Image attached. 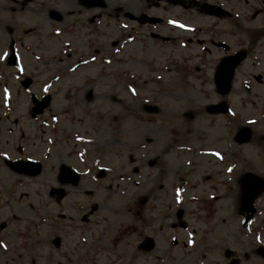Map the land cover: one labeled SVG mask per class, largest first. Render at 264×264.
<instances>
[{
    "label": "flooded vegetation",
    "instance_id": "obj_1",
    "mask_svg": "<svg viewBox=\"0 0 264 264\" xmlns=\"http://www.w3.org/2000/svg\"><path fill=\"white\" fill-rule=\"evenodd\" d=\"M180 1L173 6L182 9L166 13L176 10L180 21V10L208 18L209 46L224 55L231 53L217 44L215 38L221 36L215 30L228 24L225 20L237 18L243 28L256 22L255 30L263 33L264 0L239 10L228 0ZM163 4L143 0L150 13L134 15L123 9L122 0H0V47L7 50L5 56L1 50L0 63H7L12 43L25 69L21 78L32 80L30 90L35 86L44 92L38 99L51 97L34 119H13L11 107L4 108L7 120L0 121V242L8 248L0 252L5 264H264V108L255 117L250 101H237L242 93L251 97L250 86L232 87L225 96L234 98L224 101L230 113L226 122H221L223 113L208 116L201 103L183 112L179 106H158L156 100L164 96L154 95L156 87L150 101L137 96L100 99L92 103L93 112L83 115L79 101H54L57 69L48 61L66 57L70 69L74 58L112 55L109 65L123 68L122 63H131L135 42L145 48V39L161 38L155 31L162 19L152 26L139 19L141 14H164ZM206 4L228 15L205 16ZM99 66L105 67L101 60ZM178 112L186 123L175 122L172 115ZM254 119L259 123L253 126ZM24 122L36 123L38 132L27 136ZM29 161L39 164L35 177H27L22 167ZM64 165L78 169L84 244L54 234L60 232L55 221L70 226L73 217L38 212L34 207L43 204L40 197L25 209L20 205L19 190L61 185L57 175ZM247 174L262 182L245 178ZM64 199L52 196L46 203L60 205ZM15 206L26 216L15 214ZM76 224L67 228H79ZM50 227V238L31 235ZM31 240L33 250L23 246Z\"/></svg>",
    "mask_w": 264,
    "mask_h": 264
},
{
    "label": "rangeland",
    "instance_id": "obj_2",
    "mask_svg": "<svg viewBox=\"0 0 264 264\" xmlns=\"http://www.w3.org/2000/svg\"><path fill=\"white\" fill-rule=\"evenodd\" d=\"M122 1L124 2L123 9L128 12H134V15L140 11L150 13V10L143 8V0ZM238 1L240 0H228V4H233L234 8L239 10L241 8V3ZM237 3H239V6ZM167 8L176 10L178 9L175 7ZM179 9L182 8L180 7ZM158 11L162 12L163 9ZM176 13L179 14L177 11ZM180 13L182 16V21H187L191 24V26H197V28L206 32L205 30L208 18H194L191 16V11L184 13L182 10H180ZM175 16L176 15L173 16L172 12L170 13V16H168L167 13L164 14L162 18L164 19L163 24L156 27L155 31L161 38L145 39L144 42L148 43L145 48L140 47V45L135 42L134 47H131V51H133L131 63H122L123 68L113 66V69L111 66L103 71L104 69H100V66L97 65L95 56L91 55L86 59H90V62H88L86 65H82L80 63L75 70H70L71 74L69 75L68 58L64 57L61 60L53 59L48 61L51 63V68L57 69L53 77L57 80L53 84L52 88V90L56 93H54V101H57L56 103L79 101L81 103H77V109L79 108L81 111L79 115L93 112L90 110V107L94 106L92 103L95 101L99 103L100 99L137 96L140 101H150V97L155 99V97L152 95V91L155 87L156 88L153 91L154 95L156 94V96H158L159 94H163L164 96V98H162L160 101L156 100L157 102L161 103L160 106L166 107L171 105L173 107H182V111L179 112L191 109L194 103L206 104L215 100L217 101V96L211 93V89H213V83L211 79L217 60L225 52L220 49L217 50L215 47L212 49V47H210L208 44L210 40L207 39V36L204 33L193 36V39L189 37L190 35L184 36L185 33L181 34V31L178 28V25H181V22H177L176 25H174L173 17ZM225 21L229 25L226 24L223 27L220 26L218 29H216L215 33L218 36L225 38V40H219L226 43L227 49L230 48L231 50H236V48L241 44L252 48L253 44H255L259 45L260 49H263V53L264 29L263 33L261 34L257 32L255 27L259 26L256 22L252 27L243 28L242 26L239 27V22H235V18ZM219 29L221 31H218ZM179 34L184 37L180 38ZM190 39L194 40V42H192ZM180 41L185 42V47L181 46ZM197 44L201 46H198ZM52 46L55 49L59 48L57 41H55ZM104 47L108 49L110 47L109 43ZM1 50L2 48L0 47V53L3 51L4 54L7 51L6 48H4L2 51ZM126 55L127 53L122 55L125 57V62H127ZM110 57L111 55L106 56L105 59H109ZM142 59L144 60L140 62ZM72 62L73 65H76L78 61L74 58ZM174 64H176L175 70ZM166 69H169V72H167ZM15 74L16 70H9L8 72V70L5 69V66L0 63V113L3 115L0 121L7 120V117H5L6 114L4 112V108L11 107L13 109L11 112L13 119L15 115L20 120L27 119L29 121L27 114V108L30 104L29 93L20 89L19 80H14L13 78V75ZM119 75L121 76L123 83L121 82ZM233 82V87H242L243 82L249 83L250 86L264 85V54L259 56L254 53L249 54L246 61L241 65V67L237 69V73ZM2 86H6V94L2 92ZM130 87L135 88V92L133 94H130L128 91ZM119 90L121 91V96L118 97L116 93ZM31 91L37 96L42 95V92L36 90L35 86ZM88 91L92 92V95L89 99L90 101L85 99V95L88 93ZM110 94L112 95L110 96ZM86 101H88V103H86ZM89 103L91 104L88 107L87 105ZM179 112L172 115V117L175 118V122L186 123L187 120L181 118ZM254 115L256 116V111L254 112ZM78 119H80V117ZM24 123L28 125L26 134L27 136L31 137V135H34L36 132H38L39 126L36 123ZM224 129L226 128L224 127ZM130 136L131 133L129 131V137ZM84 138L87 139V137ZM253 143L257 144L256 141ZM76 171L78 173V169ZM67 189V194L65 196L67 198L61 200L60 205L55 203L46 204L44 202L45 209L44 203L37 205V207L34 208L37 209L38 212L42 213L54 212L57 214L62 212L65 214L66 219L69 217H79L82 214L80 209L81 200L79 195V185L76 188L68 187ZM19 192L22 193L21 195H23L20 198V205L23 209H25L24 205L26 203H32L31 200H36L41 196V194L44 193L43 189L39 190V188L36 186H28L25 189L19 190ZM29 192L32 194L36 193L38 195L35 197V199H32V196H26V193ZM43 198L45 199L44 194ZM21 206L14 207L15 214H19L18 212L19 209H21ZM27 213L32 214V210L27 208ZM23 214L24 215H19L25 217L26 214ZM76 222L78 225L77 227L79 228L67 229V226L62 224V221H55L56 227L60 232H55L54 234H59L60 236L64 234L66 240H68L71 244H84L83 225H80L78 220ZM46 226L49 227L51 224L47 223ZM53 232L54 231L52 227H50L48 230L40 228L31 235L34 236L35 240L39 238L45 240L46 238L52 237ZM82 238L83 240L81 241L80 239ZM32 241L33 240L28 241V243L24 242L23 246L32 248L33 250L35 245ZM39 245H46V241H40ZM20 246H22V244L19 242V246L17 247ZM11 248L14 249V247ZM5 260V255L0 252V264H5Z\"/></svg>",
    "mask_w": 264,
    "mask_h": 264
},
{
    "label": "water",
    "instance_id": "obj_3",
    "mask_svg": "<svg viewBox=\"0 0 264 264\" xmlns=\"http://www.w3.org/2000/svg\"><path fill=\"white\" fill-rule=\"evenodd\" d=\"M242 55L238 54L220 63L218 73L215 75V83H217L220 93H224L230 88L229 81L232 79L233 69L242 61Z\"/></svg>",
    "mask_w": 264,
    "mask_h": 264
}]
</instances>
